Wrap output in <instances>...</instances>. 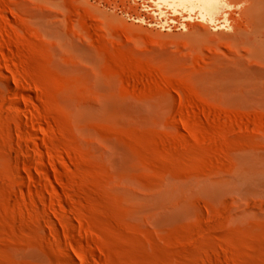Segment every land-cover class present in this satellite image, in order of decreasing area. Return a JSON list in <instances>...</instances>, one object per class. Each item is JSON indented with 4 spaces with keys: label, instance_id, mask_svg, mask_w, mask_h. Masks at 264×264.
Returning a JSON list of instances; mask_svg holds the SVG:
<instances>
[{
    "label": "rangeland",
    "instance_id": "obj_1",
    "mask_svg": "<svg viewBox=\"0 0 264 264\" xmlns=\"http://www.w3.org/2000/svg\"><path fill=\"white\" fill-rule=\"evenodd\" d=\"M263 6L0 0V264H264Z\"/></svg>",
    "mask_w": 264,
    "mask_h": 264
},
{
    "label": "bare ground",
    "instance_id": "obj_2",
    "mask_svg": "<svg viewBox=\"0 0 264 264\" xmlns=\"http://www.w3.org/2000/svg\"><path fill=\"white\" fill-rule=\"evenodd\" d=\"M252 2V1H251ZM252 9V8H251ZM250 10V8H249ZM255 11V10H254ZM262 16L264 17V6L262 7Z\"/></svg>",
    "mask_w": 264,
    "mask_h": 264
}]
</instances>
